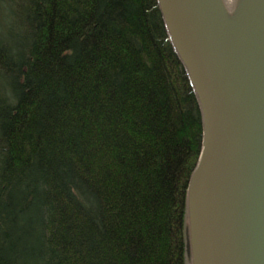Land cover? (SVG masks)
<instances>
[{
	"label": "trees",
	"instance_id": "trees-1",
	"mask_svg": "<svg viewBox=\"0 0 264 264\" xmlns=\"http://www.w3.org/2000/svg\"><path fill=\"white\" fill-rule=\"evenodd\" d=\"M0 4V264H190L202 118L158 0Z\"/></svg>",
	"mask_w": 264,
	"mask_h": 264
},
{
	"label": "water",
	"instance_id": "water-1",
	"mask_svg": "<svg viewBox=\"0 0 264 264\" xmlns=\"http://www.w3.org/2000/svg\"><path fill=\"white\" fill-rule=\"evenodd\" d=\"M158 4L202 118L188 255L192 264H264V0L237 45L216 0Z\"/></svg>",
	"mask_w": 264,
	"mask_h": 264
},
{
	"label": "bare ground",
	"instance_id": "bare-ground-1",
	"mask_svg": "<svg viewBox=\"0 0 264 264\" xmlns=\"http://www.w3.org/2000/svg\"><path fill=\"white\" fill-rule=\"evenodd\" d=\"M258 2L259 0H216L226 35L232 44L237 45L249 27Z\"/></svg>",
	"mask_w": 264,
	"mask_h": 264
},
{
	"label": "rangeland",
	"instance_id": "rangeland-1",
	"mask_svg": "<svg viewBox=\"0 0 264 264\" xmlns=\"http://www.w3.org/2000/svg\"><path fill=\"white\" fill-rule=\"evenodd\" d=\"M0 8L2 9V10H4L5 8H6V5L5 4H0ZM189 256H190V264H192V257H191V253L189 254Z\"/></svg>",
	"mask_w": 264,
	"mask_h": 264
}]
</instances>
